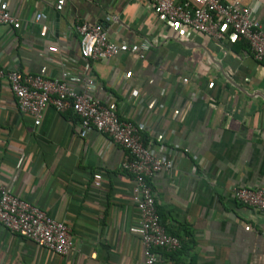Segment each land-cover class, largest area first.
<instances>
[{"label":"crops","instance_id":"crops-1","mask_svg":"<svg viewBox=\"0 0 264 264\" xmlns=\"http://www.w3.org/2000/svg\"><path fill=\"white\" fill-rule=\"evenodd\" d=\"M55 1L3 0L19 27L0 25V68L92 78V95L114 101L149 150L171 160L150 187L161 225L181 248L155 250L160 264H264V220L233 197L235 188L264 190V64L243 40L161 23L146 0H65L61 11ZM221 1L250 7L264 31V0ZM78 22L150 48L142 57L83 59ZM68 84L82 91V82ZM125 156L107 136L79 130L70 112L47 107L35 126L0 80V186L64 223L72 241L58 256L0 226V264H143Z\"/></svg>","mask_w":264,"mask_h":264},{"label":"built area","instance_id":"built-area-1","mask_svg":"<svg viewBox=\"0 0 264 264\" xmlns=\"http://www.w3.org/2000/svg\"><path fill=\"white\" fill-rule=\"evenodd\" d=\"M146 1L154 6L161 23L207 35L215 41L243 40L253 60L264 64V31L254 11L240 1ZM64 5L65 0H56L54 8L61 11ZM43 20L42 14L34 17L36 23ZM0 25L14 29L19 27L17 18L6 10L3 0H0ZM74 31L80 37V56L83 59L106 60L123 53L142 57L150 48L147 43L114 42L101 24L78 22L74 25ZM46 32L47 27L42 24L40 36L44 37ZM67 78L68 81L82 82V91L68 84L66 78L54 80L46 72L29 74L0 68V80L6 82L21 114L31 118L35 126L39 125L44 109L52 107L58 113L70 112L76 116L79 130L105 135L126 151L121 168L133 178L132 200L139 217L143 264H160L155 250L177 251L181 248V240L168 234L161 225L150 180L159 172H170L173 163L149 150L141 141L137 127L119 116L114 101L104 105L92 95L95 83L92 78ZM182 81L186 83L188 80L184 78ZM93 185L100 187L99 174L93 175ZM233 197L239 204L259 211L264 220L263 189L235 188ZM0 226L54 255L64 256L72 249L70 229L64 223L52 219L37 206L14 196L2 186Z\"/></svg>","mask_w":264,"mask_h":264}]
</instances>
